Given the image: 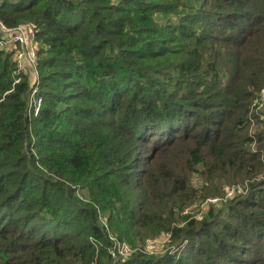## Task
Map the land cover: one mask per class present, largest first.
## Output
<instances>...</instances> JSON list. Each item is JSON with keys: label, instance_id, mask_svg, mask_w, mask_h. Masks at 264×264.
<instances>
[{"label": "trees", "instance_id": "trees-1", "mask_svg": "<svg viewBox=\"0 0 264 264\" xmlns=\"http://www.w3.org/2000/svg\"><path fill=\"white\" fill-rule=\"evenodd\" d=\"M0 17L36 24L43 96L31 117L0 50V264H264V0H0Z\"/></svg>", "mask_w": 264, "mask_h": 264}, {"label": "built area", "instance_id": "built-area-1", "mask_svg": "<svg viewBox=\"0 0 264 264\" xmlns=\"http://www.w3.org/2000/svg\"><path fill=\"white\" fill-rule=\"evenodd\" d=\"M36 24L34 22L20 23L16 26H9L0 17V50L7 49L14 52V59L17 63L19 75L15 82H19L22 75H29L30 93L28 98V114L36 117L43 103V96L40 91V73L38 64V41L35 38ZM169 234V233H168ZM156 238H150L146 244V250L155 245ZM130 247L124 242L120 248L121 255ZM113 254H116L113 251ZM120 255V256H121Z\"/></svg>", "mask_w": 264, "mask_h": 264}, {"label": "rangeland", "instance_id": "rangeland-1", "mask_svg": "<svg viewBox=\"0 0 264 264\" xmlns=\"http://www.w3.org/2000/svg\"><path fill=\"white\" fill-rule=\"evenodd\" d=\"M264 102V91L260 93V95L255 99L252 106H255L256 109H261L263 107ZM202 179V176L197 172L193 176V184L196 188H201L205 185V181ZM225 191L220 194H213L208 195L205 198H198L195 201H193L190 205L183 208L176 209V211L180 214V219L177 221L179 225L184 224L187 219H190L192 217H201L210 207L213 205H220L222 201H225L228 198L234 197L236 194H239L243 191H245V186L242 183L235 184L231 187H226L224 189ZM224 199V200H223ZM189 216V218H187ZM185 219H181V218ZM153 239L156 238L157 241H154L155 245L153 247H150V250H148L149 253H160L165 252L170 247V233H161L159 235H156V237H152ZM124 243V241H118L117 246L115 249H112L115 251L116 254H114L115 257L120 256L119 248ZM129 247L130 245L125 242ZM131 251L129 249H126L124 254L127 255H121L122 257H126L130 254Z\"/></svg>", "mask_w": 264, "mask_h": 264}]
</instances>
